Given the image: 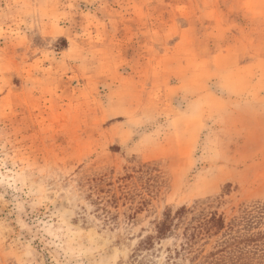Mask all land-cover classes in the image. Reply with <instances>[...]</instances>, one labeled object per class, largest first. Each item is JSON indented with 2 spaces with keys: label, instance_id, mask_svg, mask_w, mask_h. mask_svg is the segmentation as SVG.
<instances>
[{
  "label": "rangeland",
  "instance_id": "obj_1",
  "mask_svg": "<svg viewBox=\"0 0 264 264\" xmlns=\"http://www.w3.org/2000/svg\"><path fill=\"white\" fill-rule=\"evenodd\" d=\"M0 264H264V0H0Z\"/></svg>",
  "mask_w": 264,
  "mask_h": 264
}]
</instances>
